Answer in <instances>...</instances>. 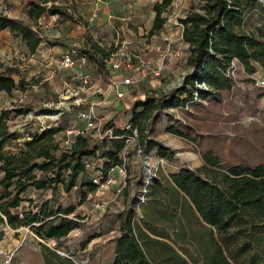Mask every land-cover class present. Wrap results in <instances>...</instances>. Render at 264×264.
I'll use <instances>...</instances> for the list:
<instances>
[{"label":"rangeland","instance_id":"rangeland-1","mask_svg":"<svg viewBox=\"0 0 264 264\" xmlns=\"http://www.w3.org/2000/svg\"><path fill=\"white\" fill-rule=\"evenodd\" d=\"M31 1L0 0L1 12L15 13L18 20L31 24L40 32L44 49L38 51L40 48H36L30 53L11 31L0 36V61L4 65H17L31 84L27 90L0 91V114H4L10 129L17 134L4 145L11 151L22 146L30 134L51 126L57 119L60 130L55 133V139L63 149L69 146L71 136L67 126L80 125V122L75 120L77 107L69 106L73 101L72 88L64 85V81L73 86L79 83L81 75H88L92 84L106 87L108 76L112 75L106 62L102 71L93 73L94 62L80 51L85 40L97 41L101 46L112 48V52L121 44H127L129 52L150 61L148 64L152 66V62L155 64L158 60L157 46L165 48L169 44L186 52L187 45L182 38L183 44L180 40L178 18L184 17L192 5L195 10L200 8L199 0H175L163 12L166 21L162 29L150 34L151 6L156 0H53L46 4L61 6L75 19L45 12L35 23L25 12ZM262 24L264 16L253 3L244 12L241 29L250 32ZM57 39L62 43H55ZM61 45L65 48L60 49ZM7 46L18 48L13 53L14 49L9 50ZM65 52L74 59L71 67L58 69L49 62ZM182 61L167 57L161 74L147 75L138 85L130 86L121 99L115 97L111 88L96 96L95 113L99 120L104 125H124L126 115L142 110L141 106L133 108L135 100H143L146 95L153 96L160 91L169 92L181 83L180 77L191 69ZM227 71L232 80L229 89L197 96L182 106L151 111L143 119L148 136L172 150L171 157H166L156 147H143L140 154L130 151L129 161L137 155L141 158L153 155V206L144 205L147 217H141L145 208L138 203V194L134 192L138 172L131 169L133 174H130L128 164L126 185L118 195L114 192L116 184L98 189L96 194L90 191V171L79 174L75 186L68 192L61 185L54 193L50 189L28 187L24 197H31L35 204L48 199L53 209L73 206L70 216H79L80 232L73 230L55 244L52 239L37 237L28 227L12 229L0 221V264H45L42 244L64 252L78 264H111L119 242V264H166L163 262L166 252L171 251L161 242L168 243L189 264H205L201 245L209 241L208 225L200 219L190 201L181 197L173 204V199L161 186H167L169 174L181 166L203 165L206 151L218 159V165L211 166L216 170H226L237 163L250 166L264 163V89L257 83L264 76V70L255 65L253 72H246L233 60ZM135 117L143 118L141 115ZM101 141H96L94 156L84 157L95 166L108 162V155L103 154L113 149L112 141ZM113 176L116 181L122 179L118 172ZM141 193L142 190L139 195ZM102 199L108 200L107 205L96 208V202ZM27 205L24 200L12 211L20 212ZM90 236L92 239L81 247V242Z\"/></svg>","mask_w":264,"mask_h":264},{"label":"trees","instance_id":"trees-1","mask_svg":"<svg viewBox=\"0 0 264 264\" xmlns=\"http://www.w3.org/2000/svg\"><path fill=\"white\" fill-rule=\"evenodd\" d=\"M173 1L153 2L150 34L162 29L166 21L163 12ZM46 2H29L26 14L33 23L45 12L75 19L61 6L53 3L47 5ZM253 3L257 4L264 16V0H199L198 10L192 5L184 17L178 18L184 26L182 40L187 45L182 62L191 69L171 91L146 95L143 100L133 103V108L142 107L139 113L131 114V120L138 127L139 142L143 147H156L166 157L172 155L169 146L148 136L143 119L149 112L182 106L197 96L229 89L232 80L227 70L233 60L238 61L246 72H253L255 65L264 70V24L255 26L250 32L241 29L244 12ZM6 27L14 36L20 37L30 53L42 40L31 24L0 11V30ZM55 43H62V40L57 39ZM111 50L94 40H85L80 48L94 62L93 73L102 71ZM30 86L17 65H4L0 61V91L10 93L13 89L27 90ZM136 115L143 118L136 119ZM59 130L58 127H44L30 134L16 151H11L5 149L4 145L16 138L17 134L10 129L4 114H0V221L12 229L28 227L37 237L52 239L55 244H59L71 230L80 227L79 216H70L74 207L53 209L48 199L35 204L31 197H24V192L28 187H33L50 189L54 193L58 185L64 191H70L75 186L77 176L85 173L84 157L94 156L97 150V140L84 134H78L67 148H61L55 139V133ZM123 133L124 130L118 127L114 130L115 135ZM109 140L113 149L103 154L109 157L108 162H102L106 168L119 163L117 154L123 145L121 137ZM203 159L205 163L200 167L181 166L171 172L167 186L161 187L173 199V204L178 203L181 197L190 201L200 219L208 225L209 241L201 245L205 264H264V163L253 166L237 163L226 170H216L211 166H217L218 159L210 151L203 154ZM88 183L89 190H93L94 184ZM24 200L28 205L20 212H13L12 209L19 207ZM92 237L82 241L81 247ZM161 243L171 251L166 252L164 263L189 264L168 243ZM120 247L119 242L111 264H119ZM42 251L45 264H78L71 256L60 255L55 248L44 244Z\"/></svg>","mask_w":264,"mask_h":264},{"label":"built area","instance_id":"built-area-1","mask_svg":"<svg viewBox=\"0 0 264 264\" xmlns=\"http://www.w3.org/2000/svg\"><path fill=\"white\" fill-rule=\"evenodd\" d=\"M180 26V40L182 38L183 24L178 21ZM181 43L183 44L182 40ZM127 44H121L119 48L110 52V55L105 59L106 64L112 75L108 76L106 87L100 84H92L88 75H81L78 79L77 85H71V82L64 81V85H68L72 88L73 101H70L69 106H76L75 120L80 122V125L69 124L67 126V132L70 133V143L73 142L78 134L89 135L95 140H109L114 137L123 138V145L119 150L117 156L119 163L112 164L107 168L104 167L102 162L94 165L90 159L85 160V172L90 171V182L94 184V189L90 190L93 193H97L98 189H104L110 185L116 184L115 193L120 194L126 185L127 167L130 151H134L136 154L142 153L143 146L139 142V131L137 125L132 122L131 115H126L124 125L118 128L124 130L121 135H115L114 130L117 126L114 124L104 125L99 117L95 113L97 102L95 97L103 94L106 89H112L117 99L124 97L128 88L133 85L141 83L147 75H159L161 74L164 66V60L167 57H175L178 59H185L186 52L179 48H172L168 44L165 48L156 47L159 50L158 60L152 66L148 64L150 61L141 59L136 53L129 52ZM54 63L56 68L71 67L74 64V59L65 52L60 54L56 59L49 61ZM147 67V69H146ZM233 71V70H232ZM230 72L227 71V74ZM182 79V76L180 77ZM260 87L264 89V76L257 80ZM204 85V84H203ZM108 87V88H107ZM55 128L59 127L58 119L53 123L47 125V127ZM69 143V145H70ZM118 172L122 174V179L116 181L113 174ZM155 172L149 171L146 175L145 186L153 181ZM143 201V199H141ZM108 203L107 199H102L96 202V208L105 207ZM77 232H80V227L74 228ZM71 230V231H73ZM70 231V232H71ZM69 232V233H70ZM68 233V234H69ZM67 234V236H68Z\"/></svg>","mask_w":264,"mask_h":264},{"label":"crops","instance_id":"crops-1","mask_svg":"<svg viewBox=\"0 0 264 264\" xmlns=\"http://www.w3.org/2000/svg\"><path fill=\"white\" fill-rule=\"evenodd\" d=\"M32 1H34L36 3H41V1H39V2H37L36 0H32ZM46 1L47 2H50V1H53V0H46ZM27 7H26V10H27ZM151 8H152V6H151ZM153 14H154V12H153V10H151V19H150V23L151 24H152ZM7 15L10 16V17H12V18L18 19L15 13L14 14L8 13ZM151 24H150V27H151ZM8 32H10L9 27L3 28V29L0 30V36L2 34L7 35ZM18 37L19 36H16V38H18ZM19 39H20V37H19ZM20 42L22 43V45H25V44H23V42H22L21 39H20ZM42 43H43V39L41 40V42L37 46V49L40 48V49H38V51L44 50L43 47H42ZM7 48L9 50L14 49L13 50V53H15V51H17V48L18 47H16V46H12V47L11 46H7ZM62 48H65V47L63 45H61L60 46V49H62ZM105 100L106 99H104V101ZM128 167H129V170H130V174H133V172H131V169L134 172H136V171L138 172L136 174L138 177L136 178V181H135V191H134L135 193L138 194V198H139L138 199V203H142L141 206H144L145 204L146 205L147 204H150L151 206H153V182H151L147 186H145V180H146L147 173L149 171H153V155L150 154V155H147L146 157L143 156V158L138 157V155H137V157H134V158L132 157L130 159L129 163H128ZM130 186H132V183H131ZM133 188L134 187H131V189H133ZM140 190H142V193L139 195ZM141 199H143V201H141ZM144 208H145V206H144ZM140 215L143 218H145V216L147 217L149 215L147 213V211H146V208H145V214L144 213H140ZM152 217H153V215H152ZM150 228L152 230V234L151 233H149V234H151V236H153V226H151ZM139 230H140V228H139Z\"/></svg>","mask_w":264,"mask_h":264},{"label":"water","instance_id":"water-1","mask_svg":"<svg viewBox=\"0 0 264 264\" xmlns=\"http://www.w3.org/2000/svg\"><path fill=\"white\" fill-rule=\"evenodd\" d=\"M56 252H57L58 254H60V255H66L64 252L59 251V250H56Z\"/></svg>","mask_w":264,"mask_h":264}]
</instances>
